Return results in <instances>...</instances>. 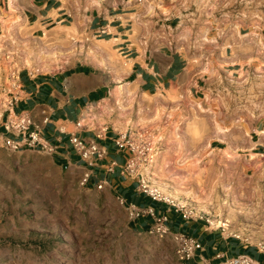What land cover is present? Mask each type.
<instances>
[{"label": "rangeland", "instance_id": "374dc122", "mask_svg": "<svg viewBox=\"0 0 264 264\" xmlns=\"http://www.w3.org/2000/svg\"><path fill=\"white\" fill-rule=\"evenodd\" d=\"M133 1L144 7L155 0ZM174 2L175 45L202 66L197 72L200 88L180 94L189 114L176 123L177 139L135 130L134 145L146 146L150 160L159 161L146 170L150 162L136 154L135 169L123 175V188L132 184L142 193L157 191L159 204L168 205V198L200 213L207 227L262 242L264 0ZM250 117L258 124L253 141L260 149L252 150L255 142L249 148H230L233 138L248 135L231 131ZM228 150L236 155L225 158ZM179 152L196 159L194 180L179 182L163 167L162 161L168 163ZM85 171L61 169L43 153L0 148V264H181L170 237L160 238L150 233L146 221L130 218L119 189L98 188L90 181L82 185ZM166 192H175L176 199Z\"/></svg>", "mask_w": 264, "mask_h": 264}, {"label": "crops", "instance_id": "0c3cea01", "mask_svg": "<svg viewBox=\"0 0 264 264\" xmlns=\"http://www.w3.org/2000/svg\"><path fill=\"white\" fill-rule=\"evenodd\" d=\"M176 9L174 0H155L144 7L133 0H0V148L43 153L61 169L85 171L86 163L69 139L93 141L105 155L90 168V183L105 182L119 189L127 203L166 212L172 231L201 243L189 262L219 264L225 257L246 254L251 264H264L260 242L232 237L203 220H184L137 186L123 188L127 152L117 149L113 139L138 129L170 136L171 128L189 114L180 94L200 88L197 72L202 66L175 45ZM224 59L220 54L219 61ZM18 114L32 119L30 130L38 131L51 152L4 146L6 138L21 139L3 126L7 116ZM240 123L231 132L248 135L233 138L230 148L255 142L257 122L250 117ZM259 149L255 142L252 150ZM111 162L115 165L108 171Z\"/></svg>", "mask_w": 264, "mask_h": 264}, {"label": "built area", "instance_id": "2783aa9c", "mask_svg": "<svg viewBox=\"0 0 264 264\" xmlns=\"http://www.w3.org/2000/svg\"><path fill=\"white\" fill-rule=\"evenodd\" d=\"M11 104V103H10ZM33 124L32 119L26 114L9 115L7 116L3 126L6 130L16 132L21 136V139L14 140L6 138L4 140V146L11 149H18L25 145L28 148H38L42 151L51 152L53 148L48 144L41 142L39 133L37 130H30V126ZM134 131H128L120 133L113 139L114 146L119 150L127 152V158L121 168V174L126 175L133 172L136 163V154L143 155V160H150V154L147 155V147L142 148L134 145ZM71 145L78 153L80 158L86 163V171L81 178V184L87 185L92 173L90 168L94 166L96 159H102L105 155V151L95 142H85L77 136H71L69 139ZM115 163L111 162L108 171H112ZM105 182L98 181L97 187L102 188ZM145 195L149 196L152 200H160V194L157 191H151L144 189ZM119 197V196H118ZM165 202L173 207L174 211L178 212L184 220H203V216L200 213L195 212L191 207L178 205L170 201L168 198H164ZM122 204L125 205L126 210L132 220H138L139 223H146L149 225L150 233L157 235L160 238L170 237L174 247L175 253L181 262L184 264H195L189 262L195 252L201 249V243L194 237L184 233L172 231L168 226V214L166 212H157L153 206H137L133 203H127L124 198H120ZM146 221V222H145ZM260 251L264 252V242L257 244ZM219 264H251V259L246 254H237L234 256L225 257Z\"/></svg>", "mask_w": 264, "mask_h": 264}, {"label": "bare ground", "instance_id": "6f19581e", "mask_svg": "<svg viewBox=\"0 0 264 264\" xmlns=\"http://www.w3.org/2000/svg\"><path fill=\"white\" fill-rule=\"evenodd\" d=\"M243 129H244L243 132L246 133V129L244 127H243ZM262 132H264V131H262ZM175 133H176V126H173L171 128L170 139L174 140V139H177L178 138V137L177 138L175 137ZM181 146H182V144H181ZM152 147H155V140L152 141ZM180 154L181 153L179 152L178 153V156L173 157L168 163H166V161H162V165H163L164 168L167 169V172H169L170 174L176 176V180H178L179 182H184V181H187V180H189V179H191V178L194 177V175H195V173L197 171L196 170L197 163L195 162L196 159H194V158L193 159H190L188 156H186L188 158H186L185 156H184L185 157L184 158ZM159 155L161 156V154H159ZM226 155L227 156L225 158H231V157H233V156L236 155V151H234V150H228V151H226ZM166 159H169V158H166ZM158 161H159V159L158 160H154L153 157H152V159L149 160L150 163L149 164L147 163L148 164V167H146V170H148L149 167H151V166L153 168L154 165H158ZM166 164H168V165H166ZM162 173H163V171H162ZM160 175H161V173H160ZM193 180H194V178H193ZM178 189H176V190L174 189L173 191H175L177 193ZM164 191H165V189H164ZM175 192L174 193L166 192V193H167V196L168 197L173 198V199H176L177 196H176Z\"/></svg>", "mask_w": 264, "mask_h": 264}]
</instances>
